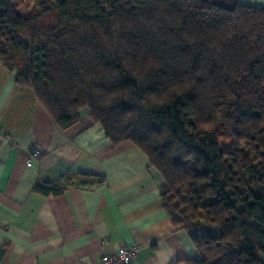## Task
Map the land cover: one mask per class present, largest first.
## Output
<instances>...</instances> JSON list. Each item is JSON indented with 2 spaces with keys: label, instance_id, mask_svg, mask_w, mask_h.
<instances>
[{
  "label": "trees",
  "instance_id": "1",
  "mask_svg": "<svg viewBox=\"0 0 264 264\" xmlns=\"http://www.w3.org/2000/svg\"><path fill=\"white\" fill-rule=\"evenodd\" d=\"M15 1L0 0V63L59 129L87 110L113 145L146 156L200 256L176 264H264V9L33 0L23 17Z\"/></svg>",
  "mask_w": 264,
  "mask_h": 264
},
{
  "label": "crops",
  "instance_id": "2",
  "mask_svg": "<svg viewBox=\"0 0 264 264\" xmlns=\"http://www.w3.org/2000/svg\"><path fill=\"white\" fill-rule=\"evenodd\" d=\"M234 1L264 9V0ZM16 77L0 63V264H98L101 255L133 245L140 249L131 264L200 258L173 223L180 219L163 209L161 175L134 144L113 145L87 110L59 129ZM34 148L40 155L27 167ZM45 183L65 191L33 190Z\"/></svg>",
  "mask_w": 264,
  "mask_h": 264
},
{
  "label": "built area",
  "instance_id": "3",
  "mask_svg": "<svg viewBox=\"0 0 264 264\" xmlns=\"http://www.w3.org/2000/svg\"><path fill=\"white\" fill-rule=\"evenodd\" d=\"M11 148L19 149V143L17 140H11ZM40 155V151L36 148L32 149L28 153V157L25 160V165L30 167L32 161L37 159ZM139 247L133 245L130 247H120L116 252L112 254H103L99 258L98 264H131L139 254Z\"/></svg>",
  "mask_w": 264,
  "mask_h": 264
},
{
  "label": "rangeland",
  "instance_id": "4",
  "mask_svg": "<svg viewBox=\"0 0 264 264\" xmlns=\"http://www.w3.org/2000/svg\"><path fill=\"white\" fill-rule=\"evenodd\" d=\"M14 9L23 17L33 16L37 10L33 0H19L13 3ZM264 260V257H262Z\"/></svg>",
  "mask_w": 264,
  "mask_h": 264
}]
</instances>
